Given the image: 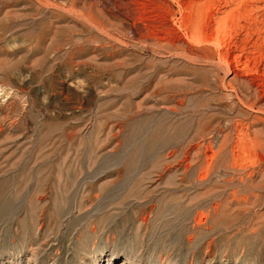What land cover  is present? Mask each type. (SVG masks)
Returning a JSON list of instances; mask_svg holds the SVG:
<instances>
[{"label": "rangeland", "instance_id": "1", "mask_svg": "<svg viewBox=\"0 0 264 264\" xmlns=\"http://www.w3.org/2000/svg\"><path fill=\"white\" fill-rule=\"evenodd\" d=\"M0 264H264V0H0Z\"/></svg>", "mask_w": 264, "mask_h": 264}, {"label": "bare ground", "instance_id": "2", "mask_svg": "<svg viewBox=\"0 0 264 264\" xmlns=\"http://www.w3.org/2000/svg\"><path fill=\"white\" fill-rule=\"evenodd\" d=\"M194 41V40H193ZM220 43V42H219Z\"/></svg>", "mask_w": 264, "mask_h": 264}]
</instances>
